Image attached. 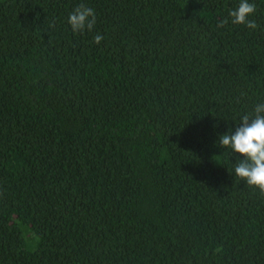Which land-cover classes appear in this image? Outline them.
I'll return each instance as SVG.
<instances>
[{"label":"trees","instance_id":"1","mask_svg":"<svg viewBox=\"0 0 264 264\" xmlns=\"http://www.w3.org/2000/svg\"><path fill=\"white\" fill-rule=\"evenodd\" d=\"M238 3L0 0V264H264L218 143L264 102V0L216 27Z\"/></svg>","mask_w":264,"mask_h":264},{"label":"clouds","instance_id":"2","mask_svg":"<svg viewBox=\"0 0 264 264\" xmlns=\"http://www.w3.org/2000/svg\"><path fill=\"white\" fill-rule=\"evenodd\" d=\"M257 11L255 0H239L234 8H230L223 18L217 21L218 29L231 25H243L250 30L260 29L256 20L250 19ZM97 23L96 12L85 3H79L69 12L67 24L74 34L91 32ZM50 28L55 27L53 20ZM104 36L97 33L93 43L99 45ZM239 126L235 132L229 131L219 137L218 143L231 153L240 154L232 171L237 179L244 181L249 187L257 189L264 195V102L254 105L251 112L240 116Z\"/></svg>","mask_w":264,"mask_h":264}]
</instances>
